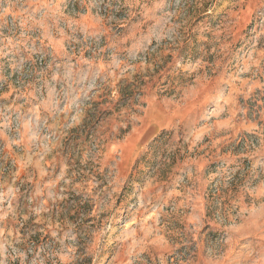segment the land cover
<instances>
[{
    "label": "rangeland",
    "instance_id": "obj_1",
    "mask_svg": "<svg viewBox=\"0 0 264 264\" xmlns=\"http://www.w3.org/2000/svg\"><path fill=\"white\" fill-rule=\"evenodd\" d=\"M264 264V0H0V264Z\"/></svg>",
    "mask_w": 264,
    "mask_h": 264
},
{
    "label": "trees",
    "instance_id": "obj_2",
    "mask_svg": "<svg viewBox=\"0 0 264 264\" xmlns=\"http://www.w3.org/2000/svg\"><path fill=\"white\" fill-rule=\"evenodd\" d=\"M77 264H84V262H83V263H80V262H79V263H77Z\"/></svg>",
    "mask_w": 264,
    "mask_h": 264
}]
</instances>
